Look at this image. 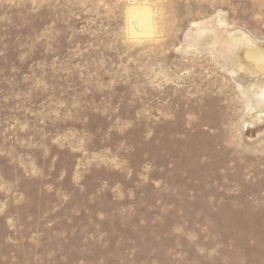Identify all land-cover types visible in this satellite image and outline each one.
Wrapping results in <instances>:
<instances>
[{
    "label": "rangeland",
    "instance_id": "374dc122",
    "mask_svg": "<svg viewBox=\"0 0 264 264\" xmlns=\"http://www.w3.org/2000/svg\"><path fill=\"white\" fill-rule=\"evenodd\" d=\"M199 29L264 49V0H0V264H264L255 76Z\"/></svg>",
    "mask_w": 264,
    "mask_h": 264
},
{
    "label": "bare ground",
    "instance_id": "6f19581e",
    "mask_svg": "<svg viewBox=\"0 0 264 264\" xmlns=\"http://www.w3.org/2000/svg\"><path fill=\"white\" fill-rule=\"evenodd\" d=\"M128 10L129 15L136 17L135 19L133 18L134 23H131V27H128L132 34L136 35L139 30L143 34L151 31L153 20L146 7L133 6ZM218 23L220 24L219 21ZM219 36L220 34L217 32L199 29L197 36L193 37L189 43L193 46H201L212 44L218 39L224 40L230 54L234 56L238 68L247 70L248 74L255 76V80L252 82L238 84V87L244 86L247 94L251 95L249 98L247 95L249 110L245 122L254 124L264 122V49L258 46L248 35L240 31H225L224 37Z\"/></svg>",
    "mask_w": 264,
    "mask_h": 264
}]
</instances>
